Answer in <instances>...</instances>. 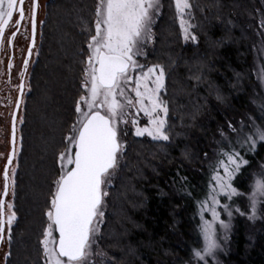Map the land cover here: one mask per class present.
<instances>
[{
    "label": "trees",
    "instance_id": "1",
    "mask_svg": "<svg viewBox=\"0 0 264 264\" xmlns=\"http://www.w3.org/2000/svg\"><path fill=\"white\" fill-rule=\"evenodd\" d=\"M196 41H185L173 0H164L148 59L167 71V142L127 134L124 154L106 198L99 251L103 264H187L200 244L198 209L209 190L210 164L221 133L231 139L257 116L255 47L264 0H190ZM96 0H49L29 92L20 124L16 158V221L5 264H45L41 239L60 170L57 158L75 118L81 94L86 44L94 31ZM89 29L86 31L85 29ZM243 130V131H244ZM241 137H244L242 132ZM236 146V145H235ZM234 181L249 191L252 172L264 160V143ZM207 154V155H206ZM244 195L237 197L243 202ZM243 207V205H242ZM225 264H264V222L249 237L238 216Z\"/></svg>",
    "mask_w": 264,
    "mask_h": 264
},
{
    "label": "snow or ice",
    "instance_id": "2",
    "mask_svg": "<svg viewBox=\"0 0 264 264\" xmlns=\"http://www.w3.org/2000/svg\"><path fill=\"white\" fill-rule=\"evenodd\" d=\"M25 4L26 0H0V49L5 42L6 30L13 25L16 28L7 38L11 46L20 27L24 26L23 22L27 21L31 26L30 57L36 46L39 4L38 0H30L28 12ZM160 8V0H97L95 34L90 35L87 42L88 55L82 80L84 94L75 105L76 120L71 134L66 137L68 148L59 156L60 174L54 181L55 190L46 212L48 224L40 241L45 264H91L94 255H107L103 251L94 252V246L98 248L97 241L102 235L101 225L109 195L106 186L124 154L125 144L121 137L127 135V131L121 125L131 123L136 137L147 136L153 141L164 142L171 139L168 134L169 107L163 99L167 71L161 64L146 67L137 59L144 55V47L153 41V26ZM175 8L184 40L196 41L197 37L190 31L193 25L186 19L191 16L190 0H175ZM39 23L43 24V21ZM29 63V59L24 60L19 74L21 98L16 100L17 109L25 95L24 80ZM7 67L10 72L13 68L11 60ZM132 109L135 110L134 115L130 111ZM140 113L147 121L143 126L137 118ZM12 120V151L7 156L3 193L0 194V244L6 238L11 243L12 228L17 218L14 204H6L2 198L8 196L10 189L12 196L16 195L17 168L12 165L20 154V148L16 142L15 113ZM23 122L21 118L20 123ZM253 127L254 131L241 137L244 125L237 129L229 124L231 132L236 133L235 142L221 132L218 158L210 164L209 190L199 202L202 246L192 251L197 264H209V258L215 259L221 248L218 229H223L225 240L228 238L231 225L221 218L218 209L222 208L231 218V206L222 203L221 198L232 201L244 195L234 181L249 165V160L235 145L241 149L247 147L249 152L255 153L258 144L264 143V128ZM250 188L247 199L252 212L250 218L254 219L257 205L264 202V177L254 176ZM8 255L10 253L5 254L6 260Z\"/></svg>",
    "mask_w": 264,
    "mask_h": 264
},
{
    "label": "rangeland",
    "instance_id": "3",
    "mask_svg": "<svg viewBox=\"0 0 264 264\" xmlns=\"http://www.w3.org/2000/svg\"><path fill=\"white\" fill-rule=\"evenodd\" d=\"M49 0H40V8H39V14H38V30H37V35H36V46L33 49V55H32V59L29 65V69L27 71V75H26V81H25V95L23 96V100H22V104L18 113V120H17V147L19 148V144H20V119L23 116V105H24V98L27 95V93L29 92V76H30V71L35 63L36 60V55H37V50H38V46L40 43V36H41V28L43 24H40L39 21H43L44 23V19H45V8H46V4L48 3ZM161 2V8H160V14L156 17V23L153 26V31H154V37H153V41L148 43L145 47H144V55L137 57V59L139 60V62L141 64H144L146 67L147 66H152L155 64H152L150 62V60L148 59L149 54L152 52L153 47H154V43H155V37H156V25L157 22L159 21L161 14H162V9L164 7V0H160ZM174 2V6H175V0H173ZM30 0H28L25 4V10L26 12L29 11V5ZM96 4H97V0H96ZM176 9V8H175ZM95 10H96V6H95ZM187 19V18H186ZM177 20L179 23V18L177 16ZM262 21H264V14L261 16V21H260V27H261V32H259V42L255 47V60H254V73H255V78L258 84V87H255V94H257V100H254V104L257 108V116H254L252 114H248V118L249 120L246 121V129L243 131L244 132V136H246L248 133L254 131V125H257L261 128H264V23H262ZM94 31L93 34H95V18H94ZM27 28V23H24L23 29L21 31V34L19 36V41L17 43V51L15 52V56L14 59L12 61L13 64V68H12V75H11V83L9 85L6 84V68H5V64L6 61L8 59V49L5 45L4 47V51L2 54V61L0 64V162L3 163L4 159L6 157V154L8 152V131H9V121H10V116H11V112H12V108L16 99V95H17V90H18V82H19V62L21 59L22 54V45H26L27 43V37H28V28ZM11 30L9 29V32ZM181 31V29H180ZM191 31V30H190ZM8 32V33H9ZM182 33V32H181ZM192 33V32H191ZM183 35V34H182ZM193 35V34H192ZM90 39V38H89ZM86 48H87V44H86ZM16 50V48H15ZM87 55H88V51H87ZM87 55L85 57V61L83 64V72H84V68H85V62L87 59ZM82 80H83V73H82ZM81 94H84V89L82 87V81H81ZM131 95L134 96V93H130ZM79 96V97H80ZM79 100V98H78ZM77 100V101H78ZM133 115L135 114V110L132 109L130 110ZM140 121H141V126H143L144 124H146V118L143 116V113H140L139 116L137 117ZM76 120V113H75V118L73 120V123ZM73 123L70 125L67 134L65 136V145L64 148L61 150V152L58 155L57 158V162H58V166H59V170H60V162H59V156L62 152H65L66 149L68 148V141L66 140V137H68L71 134V127L73 125ZM121 128L124 129L125 131H127V134L129 133H134V128H132L131 123H129L127 126L121 125ZM221 133V132H220ZM127 135H122L121 140L122 143L125 144V139H126ZM147 137V136H146ZM150 138V137H149ZM237 137L232 138L233 142H235ZM221 143V142H220ZM237 149L239 150L240 147L237 144L236 145ZM74 152V149H73ZM0 163V166H1ZM261 165H264V160L263 162L260 164V167L257 170H254L252 172V178L249 184V191L246 192L244 194L243 197V202H239L237 200V197L234 198L232 201L227 200L226 198H221L222 199V203L225 204H230L231 206V210H232V217L229 218V216L227 215V213L221 208L218 209L221 212V218L226 222V223H230L231 227L230 230L227 233V240L224 239V231L223 229H218V234H219V238H220V244H221V248L217 251L215 259L213 260L212 258H209V264H225L224 260H223V256H225L228 253L229 250V242H230V238H231V234L233 233V230L235 228L236 225V218L238 216L243 217L244 221H245V227H246V231L249 237H253L254 234L257 232V230L259 229L258 227L260 226V224L262 222H264V202L260 203L257 205L256 208V216L254 219L250 218L252 215L251 212V207H250V202L247 199V194L250 193L251 188L250 185L253 183L254 180V176H260V177H264V168L261 167ZM14 167H16V159L14 160L13 165ZM71 167V166H70ZM118 170V168H117ZM113 174V176L111 177L110 183L108 184V186H106V191L109 190V188L113 185L115 176H116V172ZM1 180V179H0ZM54 190H55V186H54ZM107 198V197H106ZM51 202V201H50ZM7 203H12V194H11V190L8 194V198H7ZM243 205V207H242ZM237 209H239V211H237ZM206 218H210L208 216H206ZM198 220H199V225H200V215H199V209H198ZM47 224H48V219H47ZM46 224V227H47ZM103 225V224H102ZM101 225V228H102ZM45 227V228H46ZM57 236V234H55ZM101 237V236H100ZM100 237L97 241L98 244V248L96 246H94V252L95 251H99V242H100ZM43 239V237H42ZM41 239V240H42ZM202 243H201V239H200V244L198 246L201 247ZM41 249H42V245H41ZM9 251V246H8V242L4 245L3 251L1 252L0 255V264H5V254H8ZM43 253V250H42ZM44 257V256H43ZM106 260H108L107 257H101V256H97L94 255L92 257V261L91 264H103ZM44 262H45V258H44ZM187 264H197V261L193 258L191 262L187 263Z\"/></svg>",
    "mask_w": 264,
    "mask_h": 264
},
{
    "label": "flooded vegetation",
    "instance_id": "4",
    "mask_svg": "<svg viewBox=\"0 0 264 264\" xmlns=\"http://www.w3.org/2000/svg\"><path fill=\"white\" fill-rule=\"evenodd\" d=\"M27 1L28 0H26V2ZM38 4H39V8H40V0H38ZM29 5H30V3H29ZM39 8H38V14H39ZM29 10H30V7H29ZM38 14H37V19H38ZM16 18H18V16L14 17V19H16ZM25 22L27 23V21H25ZM25 22H23V25H24ZM27 28H28V37H27L28 40H27L26 45H24V44L22 45V54L23 55L21 56V59H20V62H19L20 63L19 64L20 65L19 66V74L23 70V67H24L23 62H24V60L25 59H29V61L31 62L32 55H33V51H32V55L30 56V58L27 57V51H28V47H29V43H30V36H31V26L28 23H27ZM9 29L11 30L10 32H9ZM9 29L6 30L5 42H4L3 48L0 49V64H1V61H2V54H3V51H4L5 45H6L7 49H8V59H7L6 64H5V68H6V84L7 85H9L11 83V75H12V69L9 72L7 65H8L9 60H11V62H12L13 59H14L15 52L17 51V46L16 45H17V43L19 41L18 39H19V36H20L21 31L23 29V26L20 27L19 32L17 33L15 39L13 40V44L11 46L8 45L7 38L11 36L13 31H16V28L13 25V26H10ZM37 30H38V24H37ZM36 35H37V33H36ZM15 48H16V50H15ZM29 65H30V63H29ZM28 69H29V67H28ZM26 75H27V73H26ZM20 81L21 80H20V75H19L18 85L20 84ZM25 81H26V78H25ZM18 90H17V94H18ZM16 97H17V95H16ZM15 101H16V99H15ZM14 104H15V102H14ZM13 107H14V105H13ZM12 110H13V108H12ZM11 115H12V112H11ZM10 121H11V116H10ZM10 121H9V131H8V152L6 154L4 162L3 163L0 162L1 163V166H0V179H1L0 180V194L3 193V184H4V181H3V170H4L5 162H6L8 154H9V150H10ZM7 198H8V196L5 198L6 204H7ZM5 212L7 213V208L6 207H5ZM7 241L8 240L6 238L4 243L0 244V255H1V252L3 251L4 245L7 243Z\"/></svg>",
    "mask_w": 264,
    "mask_h": 264
},
{
    "label": "water",
    "instance_id": "5",
    "mask_svg": "<svg viewBox=\"0 0 264 264\" xmlns=\"http://www.w3.org/2000/svg\"><path fill=\"white\" fill-rule=\"evenodd\" d=\"M30 44H31V36H30V43H29V46H30ZM29 48V47H28ZM27 57L28 58H30L29 57V55H28V51H27ZM25 78H26V76H25ZM21 82V81H20ZM24 84H25V80H24ZM25 89V88H24ZM21 97H20V92H19V90H18V94H17V97H16V100L17 99H20ZM22 100H23V98H22ZM21 107V106H20ZM19 110H20V108L19 109H17L16 108V101H15V104H14V107H13V110H12V114L13 113H15L16 114V116H17V120H18V113H19ZM17 120H16V139H17ZM12 126H13V120H12V115H11V121H10V150H9V153L12 151ZM73 154H74V152H73ZM7 164V159H6V162H5V165ZM5 167V166H4ZM4 171V170H3ZM11 190V189H10ZM10 190H9V192H10ZM2 198H6V197H2ZM57 234V237H58V233H56Z\"/></svg>",
    "mask_w": 264,
    "mask_h": 264
}]
</instances>
